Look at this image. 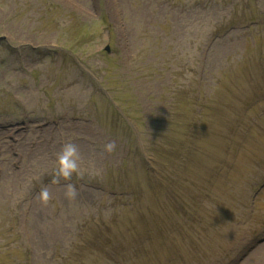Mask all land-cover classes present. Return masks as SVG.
Segmentation results:
<instances>
[{
  "label": "rangeland",
  "instance_id": "1",
  "mask_svg": "<svg viewBox=\"0 0 264 264\" xmlns=\"http://www.w3.org/2000/svg\"><path fill=\"white\" fill-rule=\"evenodd\" d=\"M0 264H264V0H0Z\"/></svg>",
  "mask_w": 264,
  "mask_h": 264
},
{
  "label": "clouds",
  "instance_id": "2",
  "mask_svg": "<svg viewBox=\"0 0 264 264\" xmlns=\"http://www.w3.org/2000/svg\"><path fill=\"white\" fill-rule=\"evenodd\" d=\"M115 141H108L103 145V150L105 152L111 153L115 150ZM80 153L75 143L69 141L64 143L61 151L57 156V167H56V181L59 179H69L74 173L81 174V163H80ZM66 192L65 197L71 202L76 196V188L73 184L65 185ZM40 198L42 201L47 202L49 199L48 189L45 187L40 192Z\"/></svg>",
  "mask_w": 264,
  "mask_h": 264
}]
</instances>
